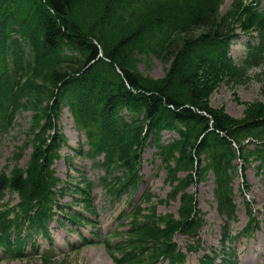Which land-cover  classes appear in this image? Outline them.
Here are the masks:
<instances>
[{
    "label": "trees",
    "instance_id": "obj_1",
    "mask_svg": "<svg viewBox=\"0 0 264 264\" xmlns=\"http://www.w3.org/2000/svg\"><path fill=\"white\" fill-rule=\"evenodd\" d=\"M221 4L222 0H0V111L8 101L13 114L31 112L28 141L14 155L9 174H0V196L8 188L20 193L26 208L35 204L47 189L51 149H57L47 143L50 101L67 98L76 114L77 99L87 104L84 91L89 90L92 106L83 115V123L89 124L93 136L107 121L125 124L120 135H104L99 146L106 150V164L123 171L118 193L133 184L137 150L151 129L178 131L180 140L163 145L156 135L153 141L167 170L166 181L172 186L169 197L179 193V217L157 215L155 205L147 214L137 208L127 241L120 247V260L148 263L164 256L170 264L181 261L184 255L170 241L177 230L195 234L198 227L197 216L192 214L193 195L186 190L192 182L194 156L208 158L200 176L213 170L218 209L228 213L234 210L230 182L237 157L231 142L240 146L244 161L252 156L264 167V104H248L239 119L227 114L224 107L210 104L220 82L240 78V70L227 55L230 25L238 23L243 30L257 25L261 31L264 17L243 6L241 0H234L224 13L219 11ZM16 32L30 47L27 60L19 38L10 40ZM99 47L106 59H96ZM260 52L264 53V40L251 61L245 62L258 63ZM151 54L164 65L160 78L139 70V62H150ZM241 69L245 73V67ZM123 107L136 114L131 123L123 119ZM145 122L148 129L143 135ZM248 137L261 144L254 150L243 149L241 143ZM28 142L32 152L22 168L17 161ZM178 171L187 173L179 177ZM151 198L148 193L146 200ZM2 208L0 239L13 223L9 215L15 212L14 219L18 216L17 205Z\"/></svg>",
    "mask_w": 264,
    "mask_h": 264
},
{
    "label": "rangeland",
    "instance_id": "obj_2",
    "mask_svg": "<svg viewBox=\"0 0 264 264\" xmlns=\"http://www.w3.org/2000/svg\"><path fill=\"white\" fill-rule=\"evenodd\" d=\"M230 1H223L222 11L228 7ZM259 13L264 14V0L259 3ZM249 38V35L242 34L241 38L232 43L231 54L233 57L235 56L237 61L241 59L238 55L244 56L246 52L242 40ZM254 40H257V38L254 37ZM138 67L140 71L152 78H160L164 74V65L154 56L150 57V62L147 60L140 61ZM234 97H237L238 100ZM242 101H260L264 103V62L259 66L252 67L242 82L233 85L223 83L210 96V103L213 106H223L234 117L243 116L245 103ZM29 119V112L22 111L17 115L15 124L10 132L4 134L0 127V170L6 168L9 171L12 167L14 161L11 156L16 151L15 146L25 141V131L29 126ZM58 127L65 134L67 142L60 149L61 158L54 163L56 175L64 181L67 180L70 188L79 179V173L81 172L89 180L93 181V186L90 188V196L94 208L93 211H87L83 208L81 201H72L75 198L79 200V196L73 191H67L63 196L61 199L63 203L71 201V210L82 211L83 216L92 222L84 221L82 223L80 221V224H74L60 215L62 224H58L55 221L51 223L53 245L55 253L58 255L54 264H115L105 245L98 239H104V236L108 233H114L126 228L129 218L123 219V222L116 218L120 210L123 209L125 212L132 210L147 190L157 196L154 202H156L158 214H164L168 211L175 212L178 208L179 200L176 198L167 203L158 201V199H165L170 186L165 182L166 169L164 166L161 167V160L155 152V146L147 142L141 153V164L139 165L141 183L133 194L132 200L128 202L129 197L123 195L120 200L110 201L99 182V176L102 175L101 167H94L91 160L83 155H74L75 157L72 160L64 157L65 155H73L72 150L75 148L86 149L84 135L75 128L72 116L66 107L62 109L58 117ZM174 137L175 134L173 132H163L162 141H169ZM246 147L252 148L253 146L248 144ZM30 151V147L25 148L19 159L20 166L26 164ZM234 163L236 171L232 177V187L233 198L237 203V215L229 222H226L224 215L219 214L216 202L213 199L215 185L212 173H209L206 178L201 179L200 182H195L189 187V190L195 194L197 208L200 210V213L198 212L200 223L198 231L199 245H202V248L206 250L213 247L219 252V255L222 253V243L230 245L238 255L237 264H264V175L258 172V162L254 159H250L248 163H245L242 159L236 158ZM244 198L248 201L252 200L251 207L259 220L260 227L251 234H241L233 242L225 239L221 243V231L224 224L231 235L237 234L246 224L247 215L243 204ZM7 199L14 203L16 195L7 193L3 202L5 203ZM142 206L147 207L149 204L143 203ZM92 231L99 234L100 238H92ZM79 235L93 239L94 243L83 246L80 249L70 250L71 244L77 245L79 243ZM118 238L119 235L110 236L111 241H115ZM175 241L180 249L184 251L187 245L192 242V239L184 234L177 233ZM38 242L42 248L46 249L47 242L44 238L39 237ZM201 254V250L188 254L186 264H198ZM229 259L232 260V258ZM0 264H40V260L36 256L29 255L27 258L1 260ZM157 264H165V262L161 261ZM215 264L229 263H223L221 257H219L215 259Z\"/></svg>",
    "mask_w": 264,
    "mask_h": 264
}]
</instances>
